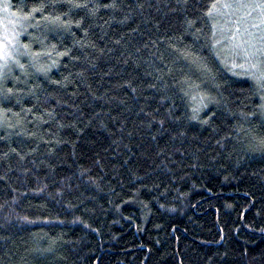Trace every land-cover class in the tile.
<instances>
[{"label":"trees","instance_id":"16d2710c","mask_svg":"<svg viewBox=\"0 0 264 264\" xmlns=\"http://www.w3.org/2000/svg\"><path fill=\"white\" fill-rule=\"evenodd\" d=\"M235 1L0 0V264H264V73L217 46Z\"/></svg>","mask_w":264,"mask_h":264},{"label":"rangeland","instance_id":"374dc122","mask_svg":"<svg viewBox=\"0 0 264 264\" xmlns=\"http://www.w3.org/2000/svg\"><path fill=\"white\" fill-rule=\"evenodd\" d=\"M241 2L242 0L222 6L225 11H218L223 22L216 34L221 41L227 40V44L219 41L217 46L225 56H228V52L231 57L240 61V65H237L240 71L264 73V8L262 4H258V0L247 6L245 3L240 4ZM10 24L4 4L0 12V65H5L14 56L17 35Z\"/></svg>","mask_w":264,"mask_h":264},{"label":"snow or ice","instance_id":"6c2138e0","mask_svg":"<svg viewBox=\"0 0 264 264\" xmlns=\"http://www.w3.org/2000/svg\"><path fill=\"white\" fill-rule=\"evenodd\" d=\"M255 67V66H254Z\"/></svg>","mask_w":264,"mask_h":264}]
</instances>
